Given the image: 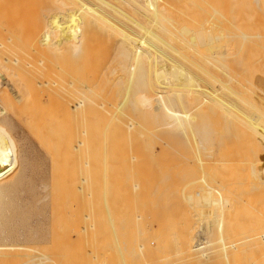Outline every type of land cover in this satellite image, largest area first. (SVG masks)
Masks as SVG:
<instances>
[{"label": "bare ground", "instance_id": "6f19581e", "mask_svg": "<svg viewBox=\"0 0 264 264\" xmlns=\"http://www.w3.org/2000/svg\"><path fill=\"white\" fill-rule=\"evenodd\" d=\"M73 1L75 0H71V2ZM80 1H82V4L79 5L80 11L85 13V17L86 13L93 17L94 22L90 27L91 30H87L86 28L89 26L85 28L86 25H84V28L81 27V22H78L76 15H70V10L69 14L66 13L67 10L64 9L63 0H10L8 1L10 4L8 2L3 4L2 2L3 6L5 5L4 8L10 9L9 11L6 9L5 12H0V134L5 130L11 131V127L15 125L19 127L25 139L27 138L33 142L45 158L46 163H43H45L49 174L48 176L45 173L49 177L46 180H49L50 185L48 188L50 190L49 195H47V207H49V212H47V223H49L47 240L41 244L31 245L15 242L0 243V264H152L154 261L149 262V257L153 256L155 251L165 255L163 259L158 261L166 260L164 247L167 240L162 228L156 227L155 224L154 227L152 221L147 224L143 223V221L148 222L149 220H144L147 218L144 217L147 216L144 214L146 209H143L144 212L142 210V218L139 215L133 216L131 214L133 206L136 207L138 202H143L144 196H148L147 191L158 194L157 197L155 196L156 201L158 198L160 199V195H166L164 199L169 198L170 200L169 195L174 194L180 199H178V202L182 200L188 205L191 202L197 203L196 205L202 202L211 206L212 204L217 205L222 202L225 195L222 193L221 196L223 195V197H220L219 194H217L218 196L214 194L222 189L225 190L229 186L226 175L222 176L220 172L218 176L222 178L214 180L217 173L215 167H212L214 169L212 177L214 178H209L205 174L206 171L203 170L204 172L195 178L188 180L186 177H182L180 179L183 174L181 169H178V171L180 170V173H178L181 174L178 178L183 183L178 179L179 182L176 181L175 183L178 182V184L175 185V183L172 184L174 174L171 172L175 167L169 170L170 175H173L170 177V182L163 179L167 176L161 175V172H158L160 176H165L159 178L162 179L161 182H157V184L149 183L147 180V182H144L145 180L142 182V178L145 175H150L151 170L147 169L149 167L142 168L143 166H139L137 163L139 153H142V155L147 153L152 157L149 160L148 156V161L155 162L152 159L156 156L161 157L174 151V147L164 143L157 136V133L158 135L165 132L169 135L175 133L186 136L188 132H192L189 123L190 113L184 109L187 103L184 102L183 97L185 93L191 90L192 81L194 84L192 88L197 90L200 88L201 82L199 83V81L202 80L195 77V74L190 72L189 69L193 68L194 71L197 69L198 72L208 77V81H213V84H220L219 86L222 89L218 91L224 92L222 90H226L225 92H228V83L223 84L218 78H214L208 72V69L195 64L191 57H199L201 62L211 65L210 67L214 69L217 66L213 63L217 61L216 63L222 65L221 68H223L224 66L221 63L227 61L226 58L230 62V57L234 55V53L230 55L231 51L229 49L233 46L232 40H239L240 38L242 42L245 41L252 47V65L250 68L253 70V74L251 71L250 73L253 75L254 80H252L255 81L252 86L264 94V0H172L176 3L169 2L168 7L164 5L160 7L157 0H127L126 2L130 6H135L146 14L147 17H143L146 22L143 24L125 14L124 11L126 10L123 11V8L117 5L121 2L124 4V0H119L120 3H114L112 0ZM68 2L70 3V1ZM8 4L9 6H7ZM183 5L184 8L180 9ZM72 7H76V4ZM108 12L120 19V26H113L116 24H112L113 22L110 23L112 25L109 24L112 18ZM200 13L201 16L202 13L204 16L200 17ZM32 14L34 16L40 14L43 19L41 16L42 20L39 19V16L32 19ZM67 15H73V17H67ZM124 20L131 24L135 30L140 31L139 34H142V38L138 37V39L141 38L139 41L137 39L135 42L133 41L135 45H130L132 46L130 48L124 47V38H130V34L133 35L135 32L128 28H125L127 31H124ZM116 21L118 22V20ZM237 23L240 25L238 26ZM214 28L223 29L225 34L218 37L210 34L209 32L213 31ZM244 28H248L246 30L249 32L251 31L250 35ZM80 30L82 37L78 34ZM225 39L226 41H224ZM215 40H221L218 48L207 50V47L211 46ZM229 40L232 41L231 45L228 43L230 47L228 48L226 45L227 49H224L226 48L225 44L230 42ZM63 56L66 57L62 59ZM174 59H181L183 66H180L177 62H175V65H177L173 66ZM184 64L186 65L184 66ZM224 64L229 63L225 62ZM227 68L228 65L225 68L226 71ZM248 68L246 70L249 74L248 70L250 68ZM216 71H219L221 76L226 73V71L222 73L223 70L219 68ZM218 76L220 77V75ZM229 77L228 74L227 78ZM231 81L233 82V79ZM215 90L217 92V89ZM64 92L69 97L63 96L67 100L62 97ZM233 92L231 93L234 94ZM231 93L226 94L230 97ZM238 98L235 99L238 100ZM224 105L226 104L224 103ZM255 113L253 115L257 117L258 115ZM262 117L259 115L257 118L263 119ZM190 122L192 121L190 120ZM256 123L259 122L256 121ZM155 126L160 128V131L159 128L157 129V133L153 134L150 133V130H146V127ZM261 126L264 125L261 124ZM184 127L189 128L184 129ZM202 127L200 132L195 131L199 136L198 142L200 143L210 135L207 132L208 129H205V125H202ZM146 133H150L152 138L145 139L147 137ZM259 135L261 134L259 133ZM261 139L264 140V136ZM157 141L159 144H157ZM12 143L14 144V142ZM100 144L103 145H101V149L105 154L111 152L117 145L121 153L119 154L122 155L123 153V162L120 160L123 163V173L122 171L121 173H118V170L116 171L117 175L123 174V177L121 176L123 185H119L121 184L120 177L115 179L111 176L117 167L112 164L114 158H110L112 160L111 164L109 162L107 164L113 166H111L112 173L107 172L110 176L106 173L105 175L108 178L112 177L114 183L110 182L109 180L112 181V179L109 178L108 182H105L107 184L104 183L105 186H102V188L104 187L103 190L100 188L98 191V187L103 185V179L101 178L100 183V179L94 176L98 171L92 170L94 166L92 161L95 162L94 157H96L97 148L100 151ZM113 144L116 145L113 146ZM18 145L20 144L18 143ZM162 146H165L168 150H165ZM29 147L33 146L30 144ZM18 149L20 148L18 147ZM28 151L30 152V149ZM117 151L112 152L113 155L115 153V155H118ZM32 154L30 153L29 156ZM172 155L174 156L175 152L170 156ZM36 156L40 160V157L38 158L39 153ZM108 156V160L105 158L104 164L110 161ZM159 159L157 160L159 161ZM10 160L11 157L8 154L3 156L0 153V220L1 223H4L2 225L4 229L0 231V237H3V234H8V229L11 228L14 221L24 220L26 216L29 218V216L38 215L37 210H34L35 214L31 215L32 207L30 208L28 198L24 196V192V194L17 196L18 180L17 175L10 170ZM43 160H41V163ZM115 160L116 163H119L117 158ZM164 160H166V156ZM174 162L175 160L173 163L168 164L171 165ZM97 163L95 162L94 170L100 164ZM217 163H219V166L220 162L217 161ZM144 164L146 165L145 162ZM164 164H162L163 167H165ZM106 165L105 168L108 167ZM152 165H155L156 169L158 168L156 162ZM162 165H159L160 170ZM167 165V169H170V166L168 168ZM109 167L103 170L108 171ZM42 168L45 167L41 166ZM77 169L79 173L76 171ZM156 172L154 173L156 174ZM184 172L185 174L188 172L186 176L191 173L188 170ZM116 173H114V177ZM256 173L255 169L254 174H252L256 176ZM97 175L100 177L99 174ZM92 177H95L93 180L97 184L100 183L98 187L94 185L96 183L93 184ZM117 180H119V183H117ZM115 183L118 184L117 187H123L122 192H119L121 189L119 187V190ZM192 184H199L201 187L199 193L197 191L194 194H192L194 191L191 194L189 193V187ZM247 184H250V186L247 185V188L252 189L251 191L256 188V192L258 188L260 189V186H263L258 184L259 187L258 185L254 187L255 183L251 184L249 182ZM96 190L102 192L96 194ZM212 191L216 193L214 192L212 195ZM259 192L258 195L262 193V191ZM115 193H121L119 194L122 198L121 203L118 201L120 198L116 199V202L114 201L115 198H118ZM114 194L117 196L115 197ZM235 194L238 196L237 192ZM155 197L153 196V200ZM238 199L244 205H250L254 198L249 201L240 196ZM256 200L254 202H257V204L258 201L261 202L260 199ZM117 201L120 204L119 208L116 206ZM156 201L154 204L158 203ZM80 202L81 206L79 205ZM171 202L173 201H170L169 204ZM37 203L40 204V201H37ZM164 203L159 208L164 206V208L167 207L168 211L170 205H164ZM150 207V210L158 208L157 205L156 208L154 206ZM164 208L161 209L166 211ZM134 209L133 213L135 215L136 211ZM169 209L171 210V208ZM172 209L175 213V208ZM23 210L25 211L23 212ZM79 210L80 217L78 216ZM146 211L148 214L149 210ZM130 214L133 216L132 220L129 218ZM153 216H155L154 212L150 211L148 217L152 220ZM78 217L80 226L77 224ZM126 217L128 218L126 219ZM186 222L187 220L181 223L179 228H175L177 232L172 234L173 236L171 235L173 242L172 255H177L180 260H189L195 264H210L214 260H218V262L223 260V263L227 264L226 261L229 259H227L226 251L236 250L234 256L236 257L238 253L237 257H239V254H241L239 252H243L245 249L238 252V249H241L238 247L246 248V246L239 245L243 244V241L242 243L240 241L246 238H248L246 239L248 241L250 237L244 234L239 243L235 244V239L234 242L231 241L232 243L225 244V241L230 240L224 238L226 236H219L217 241L222 243L221 249H217L219 251L212 254L211 251L210 253L206 251V246L210 244L209 237L212 229L210 227L203 229V234L201 233L202 235L196 238L192 236L193 231L189 233L191 229ZM218 229L220 231L221 227L219 226ZM39 231L42 233L43 229H39ZM165 232L167 233V231ZM40 235L42 236V234ZM258 236L255 238L258 239ZM159 237H163L164 241L163 238L159 240ZM246 240L244 242H247ZM248 242L251 243L250 240ZM247 248L249 247L247 246ZM252 251L255 250L252 249ZM235 257L232 260H235ZM238 261H233V263L239 264ZM164 264L176 263L169 261V263Z\"/></svg>", "mask_w": 264, "mask_h": 264}, {"label": "rangeland", "instance_id": "374dc122", "mask_svg": "<svg viewBox=\"0 0 264 264\" xmlns=\"http://www.w3.org/2000/svg\"><path fill=\"white\" fill-rule=\"evenodd\" d=\"M8 1H10V0H8ZM8 1H1L0 4L3 6V4L8 2ZM68 1H70V3ZM68 1L63 0V2L65 4L64 9L67 10L66 13L69 14V10H70L71 11L70 15L71 14H74V16L76 15L78 22L79 23L81 22L80 23L81 27L84 28V25H86L85 28L87 26H89L86 29L91 30L90 27H92V25H93L92 22H94V20H93L92 15L86 13V17H87L86 18L85 13L80 11L79 5L82 4V1L78 0L79 4H78V1H76V0L75 1L77 3L75 1H73L74 2L73 3V2H71V0H68ZM112 1L114 3H116V2L120 3L119 0H112ZM126 1L127 0H124V4L121 2V4H117V5H120V7L123 8V11L126 10V11H124L125 14L131 16L132 18H134L139 23H141V24L145 23L146 22L145 18L147 17L146 14L141 12L135 6H130L128 4V2H126ZM167 1L168 0H165L164 2H163V0L162 1L157 0L160 7L162 5L168 7L169 2L176 3V1H172V0H170L168 2ZM2 2H3V4H2ZM71 3H73V4H71ZM9 4L7 6H9ZM75 4H76V7H72V5L75 6ZM1 5H0V12H2V11L5 12L7 8H4L5 5L3 7ZM127 5L129 8L127 7ZM67 6H68V8H67ZM166 7H164V8H166ZM132 8H134V9H132ZM182 8H184V5L180 9H182ZM9 9H7V10L9 11ZM76 12H78V14H76ZM135 12H137V13H135ZM66 13H65V15H66ZM110 13L111 12H108V14L110 15V17L112 19H111V21H109V24L111 22H113L112 24H115V23L117 24V25L115 24L113 26H120L121 25V22L119 21L120 19H118V17H116L115 15H112V13L111 14ZM132 15H135V16H132ZM199 15H200V17L204 16L203 13H202V16H201V13ZM38 16H39V19H41L40 14L39 15L35 14V16H34V14H32V19L35 17L38 18ZM69 16L67 15V17H69ZM89 16H90V18H89ZM41 17L43 19V16H41ZM70 17H73V15ZM135 17H138L139 19L135 18ZM143 17H145V18H143ZM84 19H85V22L87 21L86 23L84 22ZM140 19H141V21H140ZM114 20H115V22H114ZM116 20H118V22H120V23H118ZM83 22H84V24H82ZM90 24H91V26H90ZM112 24H110V25H112ZM237 24H238V26L240 25L239 23H237ZM125 28H128L129 30L131 29L135 32L133 35L130 34V38H128V39L124 38V42L126 43V44L124 43V47L130 48V47L135 45L134 42L136 41V39L139 41L142 38L141 37L142 34H139V33H141L140 31L135 30L131 26V24H128V22L124 20V31H127V30H125ZM242 29H243V27H242ZM246 29H248V28H246ZM246 29H245V31H248ZM242 32H243V30H242ZM124 33H127V32H124ZM209 33L218 37L220 35L222 36L223 34H225V31L223 29L214 28L213 31H211ZM250 33H251V31L249 32V35H250ZM76 34H77V32H76ZM78 34H80V36H81V30L78 31ZM245 34L248 35L247 33H245ZM138 37H141V38L138 39ZM132 38H135V39H132ZM235 40L236 39L232 40L233 43L230 40H229L230 42H227V43L225 42L226 48H224V49H227V46L229 45L228 43H230V45L232 43L233 46H231V47L233 48L232 49L233 51L231 50L230 46H228V48L230 47L229 48L231 51L230 55L232 53H234V55H232L233 57H230L231 59H229L230 62H228V58H226L227 61H225V62L229 63V64H227L228 65L227 71L225 69L227 66L224 64L225 62L222 61L223 63H221V64H223V66L225 68L224 67L221 68L222 65H218L216 63L217 61H215L213 63L214 65L217 66L216 69L219 68V69L223 70V71H221L222 73L226 71V73H223V76H221V73L219 72L220 70L217 72L216 69H214L213 67H210L211 65L204 64L203 62L200 61L199 57L198 58H194L193 56L191 57V59H193V62L195 64H197L198 66L203 67L205 69H208V72L212 76H214V78H218V80H220V82H223V84L228 83V88H229L228 92H225L226 90H222L224 92L218 91V90L222 89V88H220L221 86H219L220 84L219 85H218V83L213 84L214 83L213 81L212 82L210 80L208 81V77L207 76L205 77L203 74L198 72L197 69H195L196 71H194L193 68L192 69L190 68L191 69L190 70L189 68H187L188 66L186 67L187 69H189L190 72L195 74V77L202 80V81H199V83L201 82L200 88L197 89V90H200L201 92H199V91L197 92V90H195V88L194 89L192 88L193 87L192 85H194L193 81H192L191 90L184 94L185 98L183 97L184 102L186 101V103H187V105L184 106V109H186V111L190 113L189 114V116H190L189 117V123H190L191 129H192L191 133L188 132V134L186 136H182V135L175 134V133H174V135H173V133H172V135H169L165 132H161L158 135L157 129L159 127H157V126L146 127V130H150V133H153V134L157 133V136L160 137V139L164 143H166L170 146H173L174 151L172 153L170 152L169 154L171 155V154H174V152H175V155L170 156L169 154H164L166 156V160H164V158H165L164 155H162L161 157L156 156V158H153L152 161H155L157 163V167H158L157 168L158 170H157L156 167H154L155 165H152L155 162L148 161V159L150 158L149 160H151L152 157H150L147 153H143V155H142V153L141 154L139 153V155L137 157V160H138L137 163L139 164V166H141V167L143 166L142 168L149 167L147 169L151 170V171L149 170L151 172V173H149L150 175H145L144 178H142V182H143V180H145L144 182L149 181V183H156V184H157V182L158 183L161 182L160 180H162V179H159L162 177L159 174L160 172L162 173L161 175L167 176V177L163 176L165 178H163V177L162 178L165 179V181L170 182V180H171L170 177H172L173 175H170L171 173L169 172V170L174 169L175 167H176L175 169L177 171H174L175 169L171 170V172L174 174V176L172 178V181H174V182L172 184H174L176 181H178V179H179L178 177H180V175H181V174H179L180 170L178 171V169H181L182 174H183V175H181L180 179L182 177H184V178L186 177V179L189 180L191 178L197 177L200 173H202L204 171L207 172V173L205 172V174L209 178H214V177H212L213 170H214V169H212V167L213 168L215 167V169H216L215 172H217V173H216V177L214 178V180H216V179L219 180L218 178H222L221 176H218V174L221 173L222 176L226 175L228 183H229V186H227V187L225 186L226 191L223 189H222L223 191L221 190L222 192L220 191L217 193L215 191H212L213 192L212 195L214 194V192L216 193V194H214L215 196L217 194H219L220 197H223V195H225V197L222 199L221 203H219L217 205L212 204V206L210 204L207 205L205 202L204 203L202 202L199 205H196L197 203L194 204L195 202H191L188 205V203H184V202H182V200L180 202H178L180 199L178 198L177 195H174V194L172 196L169 195L170 200H169V198L164 199V198H166L165 197L166 195H160V199L158 198V200H157L159 204L158 203L154 204V202L157 199L156 197L158 196V194H153L152 192L147 191L146 194L148 196L147 197L144 196L143 202H141V203L138 202V204H136L137 205L136 207L133 206V209L135 208L134 210L136 211L135 215L133 213L134 212L133 209L131 210V212H132L131 214H133V216H135V217L137 215L143 216L144 210L145 209L149 210L148 214H147L146 210L144 212V214L147 215L144 217L145 218L147 217V218L144 219V217H143L144 220H147V219H149V220H148V222L143 221V223L145 222V224H147V223H150L152 221L151 223L153 224V226L155 224L156 227L162 228V230H163V234H164L165 239L167 240V243H168V244L166 243V246L164 247V252H166L165 253L166 254V260L158 261L160 259H163L165 257V255H164V253L155 251V252H153V256L151 255L149 257V262L154 261V263H152V264H164L167 262L169 263V261L171 263L175 262L176 264H195L194 262H190L189 260H187V261H184L183 259L180 260V258H178L177 255H175V256L172 255V253H173V242H172L171 235L174 234L175 232H177L175 230L177 228H179L180 227L179 225L186 220H187L186 224L187 225L189 224L188 227L191 229L189 233H191L193 231L192 236H194L196 238L197 237L199 238V236H201L203 234V231H202L203 229H205L207 227H210L212 229V233L209 237L210 244H208L206 246V251H209V253L211 251L212 254H216L219 251L217 249H219V248L221 249L222 243H219L217 241L219 236H222V237L226 236L224 238H227V240H230V241H225V244H229L231 241L234 242L233 240H235V239H236L235 244H237V242L239 243V241L244 236V234H246L247 237L250 236L249 240L251 243L248 242L249 240L248 241L246 240L248 238L240 241V243H242V241H243V244H245V245H243V244H239V245L240 246L242 245L243 247L246 246V248L245 247L244 248L238 247V248H241V249H238V252H239V250L243 251L244 249L246 251L244 250L243 252H239V253H241V254H239V257H237L238 253L236 254V257L234 256V254H235L234 252L236 250L232 251L233 254H232L231 250L226 251L227 259H229L227 261L225 260L227 262V264L229 262H230L229 264H235V263H233V261H236V260L238 261V259H239V261H238L239 264H260V263L264 264V238H263V236H264V203H263V201H264V174H262V173H264V140L261 139L264 136V134H263L264 133V126H261V124L264 125V109H263L264 108V106H263L264 105V94L259 92V90L257 91L255 89V87L252 86L255 84V81H253L254 79L252 78L253 77V75H252L253 70H251V68H250L252 65L251 64L252 63V61H251V50H252L251 45L247 44V42H245V41L242 42V40L240 38H239V40H236V41ZM224 41H226V39ZM238 41L239 42L241 41V43H239ZM137 42H136V44H137ZM220 42H221V40H219V41L215 40L211 46L207 47V50L210 51L212 48L217 49L218 44ZM248 42H249V40H248ZM130 45H132V46H130ZM65 57L63 56L62 59ZM249 61H250V63H249ZM175 62H177L180 66H183V61H181V59H177V60L174 59L173 66L177 65V64L175 65ZM185 65L186 64H184V66ZM248 67L250 68V70H248L249 74L246 70ZM228 70L231 73V75L228 72ZM244 71L247 73H245ZM250 71L252 74L250 73ZM201 72H202V70H201ZM224 74H225V76H224ZM228 74L230 76L229 78H227ZM218 75H220V77ZM230 79L231 80L233 79V82ZM203 82H205V83H203ZM218 86H219V89H218ZM201 87H203V88H201ZM243 87L244 88L246 87V88L244 89ZM241 88H243V89H241ZM215 89H217V92ZM230 89H231V91H230ZM233 90H235L236 92L235 91L233 92ZM65 91H66V89H65ZM229 92L234 93V94L231 93V95H230V97L232 99L228 96L230 94ZM66 93L68 94L67 91H66ZM226 93H228V95ZM235 94H237V95L235 96ZM63 96H66L65 92H64V95H62V97ZM66 97H68V96H66ZM66 97H63V99H65ZM233 97H234V99H233ZM236 97H239L238 100L235 99ZM66 100H67V98H66ZM222 102H224L227 106L224 105V103H222ZM254 108H256V109H254ZM257 108H259V109H257ZM250 110H252L253 113H251L252 111H250ZM255 111H258L259 113L257 114V112L255 113ZM254 113L258 115V116L256 115L257 117H259V115L261 117L263 116L262 117L263 119L255 117V115H253ZM260 113H263V114L261 115ZM250 114H251V116H249ZM258 119H260V120H258ZM190 120L192 122H190ZM205 120H207V121H205ZM256 121H258L261 124L256 123ZM202 125H205V129H208L207 132L210 133V135L208 136V138H206L205 141L200 143V142H198L199 136L196 134V132L201 131V129L203 128ZM259 125H260V127H259ZM11 128H12L11 131L5 130L3 133L0 134V153H2L3 156L8 154L11 157V160H10V167L11 168H10V170L13 174L17 175L16 178L18 180L17 181V184H18L17 196L25 193L24 196L26 198H28V200L27 199L26 200L28 201L30 208L32 207L31 215L35 214L34 210L35 211L37 210L38 215H35V216L32 215L33 217L29 216V218L26 216L25 217L26 219H24V220L14 221L11 228L8 229V234L7 235L3 234L2 235L3 237H0V243L15 242V243H25V244H29V245L36 244V243L41 244L47 240L46 237L49 234V231H48L49 230V223H47V219H48V213L47 212H49L48 211L49 207H47V202H48L47 195H49L50 188H48V187L50 184H49V180H46L47 178L49 179V177H48L49 174H48L47 168L45 166L46 161H45V158H43L44 156L39 152V150L33 144V142L31 140H28L27 138L25 139V137L21 134L19 127L14 125ZM13 128H15V129H13ZM186 128H189V127H184V129H186ZM199 128H200V130L198 131ZM159 131H160V128H159ZM6 132H8V134H6ZM15 132H16V135H15ZM150 133H146L147 137L145 139L152 138ZM259 133L261 135L262 134L263 135L258 136ZM21 135H22V137H21ZM12 142H14V144ZM23 142H24V144H22ZM18 143L20 145H18ZM25 144H26V147H25ZM30 144L33 147H29ZM140 144L142 145L143 143L141 142ZM157 144H159L158 141H157ZM14 145H15V147H14ZM17 145L20 149H18ZM21 145L23 146V148ZM101 145L102 144L99 145L100 151L97 148V150H98L96 152L97 158L94 157L95 162L100 163V164L97 163V164H99V166L96 165L97 166L96 170H94L95 162L92 159L93 160L92 162L94 164V166L92 167V170L98 171L99 173L97 172V174H99L100 177H98V175L96 173H95L96 174L95 175L93 172L94 176H97V178L100 179V180L98 179L100 181V183H101V178L103 179L102 180L103 185L98 187L99 186L98 184H100V183L98 182V184H97V182L93 180V179H95V177L91 178L93 180V184L96 183L94 185H96L98 187V191L100 188H102V186H105L104 183L108 182V180L110 178V177L108 178V176H110V175L107 172L112 173V168H111L112 165L110 166L107 164L108 162L111 164L112 160L110 158H114L112 164L114 167H117L116 169L114 168L115 171H113V174L111 176L115 179H119V177H120L121 178V180H120L121 184H119V185H123L122 184L123 183V179H122L123 174L117 175L118 173H121V171L123 173V163H122L123 162V153H122V155H120L121 153L118 149V145L116 147H114V149H112L113 146L116 145V144H113V146L111 148L112 151L108 152V154H109V156H108L107 153L105 154L102 152L101 147L103 145L102 146ZM15 148L18 150H16ZM162 148H164L165 150H168L165 146H162ZM29 149H30V152L28 151ZM117 149L119 152L117 151ZM33 151L36 153L37 152L39 153L38 158L40 157V160L37 159V156H36L38 153L34 154ZM116 151H117L119 156L115 155L116 153L113 155L112 152H116ZM25 152H28V153H25ZM30 153L31 154L33 153V154L31 156H29ZM100 154H102V155H100ZM105 155H107L108 158L110 159V161L106 162L107 165L104 164L105 158H106V160H108L107 156H105ZM116 156H118V157H116ZM148 156H149V158H148ZM14 157L16 160L14 159ZM172 157H173V160H172ZM174 157H175V159H174ZM116 158H117V160H119L118 161L119 163H116V160H115ZM218 158H220L221 160ZM42 159H44V160L41 163ZM157 159H159V161ZM26 160H28V161H26ZM145 160H147V161H145ZM171 160H172V162H170ZM174 160H175L174 164L169 165L170 163H173ZM142 161H144L146 163V165L144 164V162L142 163ZM164 161H166L165 164H164ZM217 161L220 162L219 166H218L219 163H217ZM43 162H45V163H43ZM166 163L167 164L169 163V164L167 165ZM114 164L115 165L120 164V165L115 166ZM162 164H164L165 167H163ZM105 165L108 167L110 166L108 171L103 170V169L108 168V167L105 168ZM159 165H162L161 170H160ZM166 165L168 166V168L170 166V169H167ZM172 165L174 167H171ZM41 166L45 167L46 169L45 168L41 169ZM100 166H102V168H100ZM207 167H208V170H207ZM258 167H260V168H258ZM7 169H9V168H7ZM211 169H212V173H211ZM255 169L257 172L256 176L253 175ZM183 170L184 171H186V170L190 171L191 172L190 175H192V176L189 177L190 175L189 176L187 175L188 176V178H187L186 174L188 172L185 174V172ZM76 171H78V173H79L78 169ZM116 171L118 173H116ZM154 172H156V174L158 172L159 173L156 176V174ZM166 172H168V173H166ZM174 172L175 173L179 172V173L175 174ZM105 173L108 176H106ZM114 173H116L115 177H114ZM223 173H225V174H223ZM167 174H169V175H167ZM258 174H260V175H258ZM261 175H263V176H261ZM112 177L110 178V179H112V181L111 180H109V181L114 183V179ZM154 177H156V178L154 179ZM174 178L176 180H173ZM249 178H250V180H249ZM178 182L175 183V185H177ZM180 182L183 183L182 180H180ZM248 182L251 184L255 183L254 187H257L256 185H258L261 182L263 184L260 183L259 185H263V186H260V189L258 188L257 192H256V188H255V190L253 189L254 191H251L252 189L247 188L248 186H250V184L249 185L247 184ZM47 183H48V185H47ZM113 183H112V185L114 186ZM117 183H119V180H117ZM117 183H115L116 187L118 186ZM105 184H107V183H105ZM94 185H93V187H96ZM192 185H191L192 188L189 187V193L191 194L192 191H194V192H192V194L196 193V191H197V193H199L201 190L200 189L201 187L199 186V184L198 185L192 184ZM196 185L199 188H197ZM259 185H258V187H259ZM251 186L253 187V185H251ZM97 187L95 189H97ZM119 187L121 190L119 189ZM119 187H117L120 190L119 192H122L123 187L122 188H121V186H119ZM103 188H102V190H103ZM118 189H117V191H118ZM204 189L207 190V188H205V187H204ZM98 191L97 190L95 191L96 194ZM259 191L260 192L262 191V193H260ZM101 192H98V193H101ZM235 192L238 193V196H236ZM258 192L260 193L259 195H258ZM222 193H223V195L221 196ZM115 194H117V193H115ZM115 194H114L115 197L118 195L117 196L118 198L114 199V201L116 202V199L118 200L120 198L119 194H121V193H119L117 195H115ZM152 195L154 197L156 196L154 198V200H153ZM150 196H152V197L150 198ZM240 196H242V198L247 199L249 201H251L253 198L255 200L260 199L261 202L258 201V204H257V202H254L255 200L253 199L252 202L254 205L253 204L251 205L252 202H250V205L249 204L244 205V203H241L238 199ZM149 198H150V200H149ZM174 198H175V200H173ZM262 199H263V201H262ZM166 200L168 203L167 202L164 203V201H166ZM37 201H40V204H38ZM118 201H120V203H121L122 198H120V200H118ZM118 201H117L118 204H116V206H118V208H119L120 204ZM170 201H173L174 203L171 202L169 204ZM23 203H24V201H23ZM163 203H164V205L169 204L170 205L169 208H171V210L168 208V211H167L166 206H165L166 208H164V206L161 207V208H164V210H166V211H163L161 208H159V206H161ZM80 204H81V202L79 203V205ZM171 204L173 205V207L171 206ZM141 205H143L144 208H143V206L141 207ZM156 205L159 209L156 208ZM150 206H154V208H156V209L150 210L149 209V208H151ZM172 208H175L174 209V211H176L175 213H173ZM80 210L78 211L79 217H80ZM122 210H123V207H122ZM142 210H143V212H142ZM24 211L25 210H23V212ZM121 211H120V213H121ZM150 211L154 212V214L156 216V217L153 216L152 220L150 217H148V216H150ZM141 212H142V214H140ZM131 214L129 215L130 220H132V218H133V216ZM157 214H158V217H157ZM172 214H174V215H172ZM142 216H141V218H142ZM160 216H161V218H160ZM79 217L77 219L78 220L77 224L80 226ZM127 218L128 217H126V219ZM165 218H166V220H165ZM154 221H156V222H154ZM2 225H4V223H1V220H0V231L4 229ZM219 226L221 227L222 231L221 230L219 231V229H218ZM173 228H174V230H172ZM39 229H43L42 233H40ZM165 231H167V233ZM218 231H219V233H218ZM122 232H123V230H122ZM40 234H42V236ZM257 236H258V239L255 238ZM252 237H254V238L250 239ZM259 237H260V240H259ZM162 238L163 237H159V240H162ZM211 238H213V239H211ZM245 240L248 243L244 242ZM163 241H164V238H163ZM258 241L260 244L257 243ZM157 242H158V240H157ZM215 246H217V247H215ZM247 246L249 248H247ZM212 248H213V250H211ZM251 248L257 252L252 251ZM169 249L171 250L170 252H169ZM232 256L235 257V260H232L233 259ZM252 258H254V259H252ZM257 259H259V260H257ZM248 260H249V262H248ZM220 261L222 262V264H224L223 260H220ZM221 262H218V260H214L210 264H221Z\"/></svg>", "mask_w": 264, "mask_h": 264}]
</instances>
